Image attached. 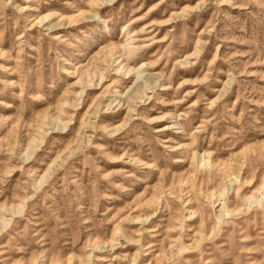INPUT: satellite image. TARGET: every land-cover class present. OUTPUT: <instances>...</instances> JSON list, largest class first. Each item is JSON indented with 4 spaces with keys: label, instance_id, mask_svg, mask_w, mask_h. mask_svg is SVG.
Returning a JSON list of instances; mask_svg holds the SVG:
<instances>
[{
    "label": "rangeland",
    "instance_id": "1",
    "mask_svg": "<svg viewBox=\"0 0 264 264\" xmlns=\"http://www.w3.org/2000/svg\"><path fill=\"white\" fill-rule=\"evenodd\" d=\"M0 264H264V0H0Z\"/></svg>",
    "mask_w": 264,
    "mask_h": 264
}]
</instances>
